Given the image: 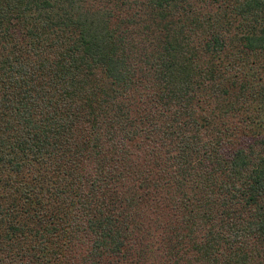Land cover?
Instances as JSON below:
<instances>
[{"label":"trees","instance_id":"16d2710c","mask_svg":"<svg viewBox=\"0 0 264 264\" xmlns=\"http://www.w3.org/2000/svg\"><path fill=\"white\" fill-rule=\"evenodd\" d=\"M0 264H264V0H0Z\"/></svg>","mask_w":264,"mask_h":264}]
</instances>
